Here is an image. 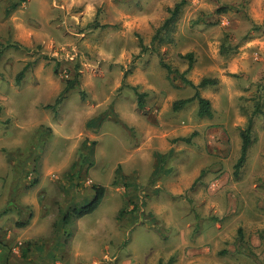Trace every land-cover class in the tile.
I'll return each mask as SVG.
<instances>
[{
  "label": "rangeland",
  "instance_id": "obj_1",
  "mask_svg": "<svg viewBox=\"0 0 264 264\" xmlns=\"http://www.w3.org/2000/svg\"><path fill=\"white\" fill-rule=\"evenodd\" d=\"M263 26L264 0H0V264H264ZM190 66L211 120L174 110Z\"/></svg>",
  "mask_w": 264,
  "mask_h": 264
},
{
  "label": "trees",
  "instance_id": "obj_2",
  "mask_svg": "<svg viewBox=\"0 0 264 264\" xmlns=\"http://www.w3.org/2000/svg\"><path fill=\"white\" fill-rule=\"evenodd\" d=\"M184 2H181L179 4L176 5V7L173 10H170V12L172 13L171 18L164 24L163 28H167L170 24H172L175 19L177 18V15L179 14L181 8L183 7ZM264 27V26H263ZM162 28V29H163ZM257 29H261L260 27H257ZM160 33V32H159ZM158 33V34H159ZM188 59H192V55L187 56ZM192 65V64H191ZM162 66L167 69L168 73L171 74L172 73V68L170 65L162 62ZM191 70V66L189 68V70H187L186 72H184L183 74H181V79L183 80V82L191 87H193L194 89H196V93L194 95V97L190 98V99H186V100H181L178 101L176 103H174V110L175 111H179L181 109H184L188 104L197 101L198 103V117L201 119H213L214 118V110L212 107L211 102L202 97L200 94V89L206 88L208 86H213L217 84L216 80H211L209 78H205L203 79L199 85H195L193 84L188 78H186V73H188ZM26 71V70H25ZM25 71L21 72L19 74V76L17 77V83L20 84L22 79H24L25 76ZM74 84H72L71 86H68L57 98L55 105L54 106H48V109H53L56 111V109L64 102L68 91L73 88ZM139 108L143 109L144 108V95L143 94H139ZM260 112V109L258 108L255 111V115L257 113ZM253 118H251L246 126V128L244 130L241 131V138H242V148H241V155L240 158L235 166V175L239 176L241 170L243 169V167L245 166L246 162H247V158H248V153H249V149L251 147V144L253 142L252 140V133H253ZM95 189V197L93 199V201L89 204H85L82 207L79 208H75L73 209V211L71 213H69L68 215H66V220H68V218H76V219H81L84 218L85 216L93 213L96 211V209L100 206L101 202L103 201L104 197H105V188L104 187H100L97 186L94 188ZM239 233L242 234V230L239 231ZM6 249V245L0 242V249L2 248Z\"/></svg>",
  "mask_w": 264,
  "mask_h": 264
},
{
  "label": "crops",
  "instance_id": "obj_3",
  "mask_svg": "<svg viewBox=\"0 0 264 264\" xmlns=\"http://www.w3.org/2000/svg\"><path fill=\"white\" fill-rule=\"evenodd\" d=\"M4 257V256H3ZM7 264H9V262H7Z\"/></svg>",
  "mask_w": 264,
  "mask_h": 264
}]
</instances>
